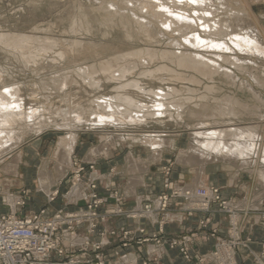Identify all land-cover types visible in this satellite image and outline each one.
Returning a JSON list of instances; mask_svg holds the SVG:
<instances>
[{"label":"bare ground","instance_id":"obj_1","mask_svg":"<svg viewBox=\"0 0 264 264\" xmlns=\"http://www.w3.org/2000/svg\"><path fill=\"white\" fill-rule=\"evenodd\" d=\"M126 2L131 4L130 14L122 13L127 7L110 1L114 9L106 8L105 22L115 26L114 18L120 16L124 29L121 28L126 29L124 32L130 41L139 36L149 41L150 46L145 49L108 56L104 53L112 49L111 45L34 34H0V49L13 54L36 77L41 76L38 72L44 63L47 68L60 69L66 62L79 61L75 63V69L53 71L51 77H45L47 81L41 80L40 86L35 83L38 92L43 93L45 103L37 101L39 93L34 92V87H31L34 88L32 94L27 95L22 83H7L14 74L0 67V160L12 154L11 160L2 167L3 172L7 175L19 173L24 138L33 133L41 136L43 130L55 127L65 132L59 135L53 153L55 169L50 171L44 167L39 175L40 187L48 190L56 178L64 179L74 168L80 134L96 132L101 134L100 140L84 154L85 162L110 157L123 143L140 142L147 150L148 155L144 158L133 151L127 157L128 188L135 192L138 185L143 184L149 166L160 162L169 148L175 149L176 138L163 131L137 136L135 132L125 133L123 128L128 124L145 127L153 119L181 123L189 118L192 119V125L186 124L190 132L189 143L180 152L179 161L198 173L196 185L189 187L190 197L196 196L199 179L212 164L222 165L228 171L244 170L255 176L259 187L264 188V35L246 4L238 0ZM133 22L137 26L136 33H131L128 26ZM73 23L70 28L77 31L79 24ZM80 27L91 31L89 25ZM168 34L172 46L169 51L160 52L152 47ZM147 81L151 84L158 81L167 86L155 87ZM108 84L114 85L112 93H100ZM74 86L80 91L74 92ZM52 87L61 94V104L52 102L54 93L49 92ZM82 91L85 96L80 94ZM109 127L123 131L112 132ZM6 196L13 199L11 204L16 206L18 197ZM206 196L210 202L214 190L196 197L203 199ZM11 227L17 229L9 225L0 227V231L5 232ZM34 235L20 234L17 238L23 242L21 245L28 247L46 239ZM7 240L8 253L15 260L12 239ZM231 257L228 258L232 260Z\"/></svg>","mask_w":264,"mask_h":264},{"label":"rangeland","instance_id":"obj_2","mask_svg":"<svg viewBox=\"0 0 264 264\" xmlns=\"http://www.w3.org/2000/svg\"><path fill=\"white\" fill-rule=\"evenodd\" d=\"M110 1L111 2L116 1L117 4L123 8L127 7V9L126 8L124 9L125 12L123 11L122 13L130 14L128 8L131 7V4L127 5L126 0H0V34L2 33H23L26 35L34 34V35L50 36L61 40L66 39L67 41L75 39V40H83L85 42L90 41L95 43H101L106 46L111 45L112 49L106 50L104 53V55H108V56L116 54L117 52L131 53L132 50L133 51L141 50L149 47L150 46L148 44L149 41H145L147 39L144 36H143L144 39L140 36L135 37V40L133 41H130L128 37H126L127 36L125 35L126 29L123 30L124 28L122 27L123 25L121 24L123 19L120 16L119 17L116 16L118 19H116V17L114 18V21L116 20L114 23L117 25L115 26L114 24L113 26L111 25L113 28L110 26V23H108L107 20L105 22V19L107 18L106 15L107 13L105 14L106 8L110 7V9L111 8L114 9ZM238 1L244 3V5L246 4L249 12L251 13L253 21L256 23V25L264 35V0H238ZM104 3L107 5H105ZM99 4L101 6L103 4L104 7L102 6V8H100ZM232 7L235 8L234 1L232 3ZM104 8L105 10H102ZM100 9L102 11H100ZM127 10L129 13L128 12L126 13ZM83 12L85 15L86 14L87 15L86 16L84 14L82 15ZM80 14L82 15V17L80 16ZM78 17L80 20L78 19ZM75 19L77 21H75ZM72 21L77 22L79 24V26H76L77 31H73V29L70 28L74 24ZM86 21H88V24ZM134 24L135 22L128 25L129 28L131 27L130 28V32L132 31L131 33L137 32L136 29L137 26L136 24L135 25ZM80 25L83 26L89 25V27L91 26L90 27L91 31L90 32L84 31V29L80 27ZM80 28L82 29V31H84V33L81 32ZM72 31L74 32V34L72 33ZM78 31L81 33H79ZM168 36L169 34L164 37H161L160 42L157 44H153L152 47L160 52L164 50L169 51L172 46L170 45L171 40L169 39ZM2 51L5 50L0 49V67L6 69V71H8L10 74L15 75V76L12 75V78L7 79L6 82L22 83L27 95L32 94L31 91H33L34 88H35L34 92H36L37 90V93H39L38 91L40 90H38L39 89L38 87L34 86L35 83L38 86H40L41 80H43L44 78V80L47 81L49 76L50 77L52 76L53 71L62 70L63 68H68L69 70H72L76 68L75 63L76 64L79 63V61L72 63L66 62V65H60L61 67V68L59 67L60 69H58L57 67H55L56 68L55 69L49 66L47 68V64L44 63L43 68L45 66V68L47 69L46 71L45 68L44 70L43 68L39 69L38 73L41 72L40 73L41 76L38 74L39 76L37 77L39 78H37L35 74L32 73L33 71L30 70L29 68L27 70L24 64L19 59L16 60V57L13 54L12 56L11 53L7 51H5L6 53H4ZM19 65L22 69L19 67ZM21 65L24 67H22ZM23 68L24 71H20L23 70ZM51 68L54 70L51 71ZM137 74L136 77L138 76ZM45 77H47V79ZM147 83L150 82L147 81ZM150 85L155 87L163 86L158 81L152 82V84L150 83ZM113 86L114 85L112 84L105 85L102 92L100 91V93L102 94H109L110 92L112 93L111 90H113ZM50 90L49 92L54 93L51 99L52 102L54 101L53 103L55 105L61 104L59 102L61 94L56 92L57 90H55L53 87ZM72 90L76 92L75 90L80 91V88L74 86ZM228 90H233V89L228 88ZM88 91L91 90L88 89ZM83 92L84 91L80 92V94L82 96H85L86 93ZM42 94L41 92L38 94L39 97L37 101L45 103L46 100L42 98ZM55 94H57L58 97ZM169 120L171 119H163L161 121L153 119L149 121L150 124L145 127L144 126L136 127L135 125L128 124L125 126V128H123L125 133L135 132L137 136L138 135L142 136L144 135V133L148 134L154 131H163V132H167L168 134L175 135L176 138L174 143L175 149L171 150V148H169L167 150V153L163 155L161 162H158L152 167V174L149 179L150 185H149V193L147 194V200L140 206H133L130 209H127L125 207V202H126L125 197L123 196L119 188H117V186L104 188L103 189L104 193L100 194L99 191L100 184L94 180L89 181L87 179L90 173L96 171V165L92 163H87V164L83 163L79 155H77V153L74 156V163H75L74 168L70 169L65 180V186L67 187L66 189L68 191L74 188L72 190V194L75 193L76 187H78L79 185L84 186L88 190V196L85 203L83 205H78L75 207L72 206L73 208L60 207L58 209H55L53 212H49L48 208L51 207L52 204L59 203V198L64 193L62 192V187L61 188L59 187L61 185H59L56 186L49 193V195L46 197L47 201L45 200L44 196L42 195L39 196L41 202L46 206L41 208L38 212H34V211L31 212L25 209L27 208L30 202L34 203L32 194L35 191V189H28V186H23L22 184L24 182L23 179L25 178V175H27V173L36 176V171L40 167H42L41 169H43L44 167L46 168L48 167L47 169L49 168L51 169L53 167V163H54L53 153L56 148L59 135L65 133L64 131L57 130L55 127L54 128L50 127L43 130L44 134H42L41 136H37L36 134L33 133L28 135L26 138H24V142H23L24 146L22 149L24 160L22 164H25L28 159H30V161L33 164H30V166H26V165L22 166L21 164L22 168H20L21 171L19 170L20 173L14 175L10 174L11 175L10 176L9 174L7 175L6 173H4L2 170V167L8 161L11 160L12 154H8L3 159L0 160V196L15 194L18 197L17 200L18 202L16 203L15 206V208L17 207L16 211H18L17 214L8 212L3 215L13 214L18 218H26L33 216L34 214L35 215L41 214L45 220H49L48 222H51L50 220L52 219H55V221H57V219L54 216L58 212L62 211L63 213H67V212L76 213L79 212L80 210L90 211L89 206L91 204L95 206L94 202L101 200V202L98 204V207H92V210L96 212L98 216L97 218L94 219L93 222L85 220V222L81 225L78 224V222H75L71 226L72 227L71 231L69 230L70 223L68 222L67 224L61 225V227L54 230V232L46 231L44 229H41L38 232L41 235H47L48 237L54 238V241H59V245L57 246L55 251L49 253V255L44 259H37V261L39 260L41 261V263L38 264H162L161 260H159L158 257L145 256L143 257V260L138 262H135L134 260L135 257L133 255L131 257H128L129 249L134 247L136 248H141L144 246L146 247L148 245H154L159 248L166 247L167 249L170 250H176L180 255V257L182 258V260L188 264H212L207 260L206 255L191 250L190 242L192 241V238L196 235L195 233L180 234L172 237H167L165 233V225L163 220V216L167 213H170L171 210L176 207H180L184 209L186 215L188 217H191L194 216L195 213L197 212H209L211 210L212 205H215L219 212L225 214L228 221L227 237L221 238L220 241L216 242L214 251L211 254L213 263L235 264L236 254L240 250H242L243 252L245 251L248 254H252L253 251L251 250V246H250V244L252 243V239L248 236L243 237L240 235V231H239L240 214L233 207L231 202L224 197L223 194L224 190L222 189V187L208 185L205 187L200 186L197 189V194L200 195L202 194L206 195L210 189L218 190V193L216 195H219V200H214L215 198L213 197V200L211 199L210 202H207L208 200L207 196L203 199H199V202H194L193 200L189 199L190 188L185 187L184 181L181 180V177L178 176L180 174L177 172L176 169H178V165H181L179 161L180 152H182V150H185L189 143L190 132L188 131L186 124L189 123L192 125V119L188 118L187 122L185 121L181 123H176L175 121L173 122ZM109 130L112 132H116L118 129L115 128L113 129L112 127L111 128L109 127ZM118 131L122 132L123 130L121 129ZM100 135L101 134H98L96 132L93 134L82 132L78 147H85L87 150L91 146L97 145L100 140ZM263 135H264V131H263ZM40 139H41V143L38 145L37 143L40 142ZM34 144L37 146L31 148V146H33ZM134 148L135 150H137L136 151L137 154L134 151ZM118 149H121L120 158L124 157L127 154V152L129 153L130 151L135 152L136 156L138 157L145 155V153H146L145 157L148 155L147 150L141 145L140 142H137L136 144L123 143L122 146ZM26 150L29 151V153L26 155L27 157L25 156ZM176 173H177V177L174 175ZM110 174H112L113 176L117 174L115 168H112L110 170ZM159 179H160L161 187L157 185ZM122 182H124V178H119L118 183L122 184ZM197 194L195 195L197 196ZM0 199L2 200V198ZM182 199H184L185 201H182ZM4 202L5 205H3V207L5 206V209L7 211V209H10L12 207L11 201L9 200ZM102 208L105 209L101 210ZM21 210H24V212L21 213L20 212ZM135 210L137 211L142 210L146 212L150 211L151 214L148 213L147 216H143L146 218H130L131 212ZM154 216H160V219L156 220L157 228L151 233H149L148 230L142 224L140 225L136 224V227L129 224H123L121 226H118L115 223L113 224L114 220L118 221L119 219L142 221L147 219H153ZM209 222H210L209 218L200 220L199 221L200 229H205L208 226ZM55 225L56 223H54L51 226H47V228L48 227L55 228L54 227ZM52 228L50 229L53 230ZM80 229L85 230V236L88 239H86L79 247H75L76 245L79 244H74L70 242L72 244L73 249L72 248L68 249L64 244V237H68L66 241H72L74 236L76 235L79 236L78 231ZM47 233H51V234H47ZM212 235L215 236V233H212ZM221 246L224 249H222ZM224 246H227L229 248ZM182 249L186 251V254L185 252H182ZM231 250H233L232 251L233 254L231 253ZM219 251H221L222 253ZM223 251H224V255H223ZM21 252L24 258L23 260L27 261L26 264H33L32 262L35 263L36 258H38V256L34 257L33 254L41 252V250H37V246H36L32 248L28 247L22 250ZM260 254L261 257L264 258V239L261 241ZM225 256H227V258ZM32 257L34 258L32 259ZM224 257L225 259H223ZM228 257H231L234 262ZM227 259H229L228 262ZM258 262L259 264H262L260 261Z\"/></svg>","mask_w":264,"mask_h":264},{"label":"crops","instance_id":"obj_3","mask_svg":"<svg viewBox=\"0 0 264 264\" xmlns=\"http://www.w3.org/2000/svg\"><path fill=\"white\" fill-rule=\"evenodd\" d=\"M81 135L82 133L80 134V137ZM40 143L41 139L37 144L39 145ZM36 146L37 145L34 144L33 146H31V148H34ZM88 149L86 150L85 147H77L76 153L77 155H79L83 163H92L96 165V171L90 173L87 179L89 181L94 180L100 184V194L104 193V188L117 186V188H119V190L125 197V207L127 209H130L133 206H140L147 200V194L149 193L150 185L149 179L152 174V167L158 162H153L151 166H149V170L144 176L143 184L138 185L137 190H135L134 192L130 188H128L129 179L126 171L127 157L129 154L128 152L124 157L120 158L121 149H117L112 151L110 157H106L104 159L98 158L94 162H85L84 156L86 155L85 153L88 151ZM134 151L136 152L137 150H135L134 148ZM28 153L29 151L26 150L25 156ZM145 155L141 157H145ZM30 164L33 163L30 161V159H28L25 164H22V166H30ZM41 168L42 167L37 169L36 176L27 173V175H25V178L23 179V186H28V189H35L32 194L34 203L30 202L28 204L27 208H25L27 211L38 212L41 208L45 207L46 205L41 202L39 196H44L45 200L47 201L46 197L56 186L59 185H61L59 187H62V192L64 193L59 198V203L52 204V206L48 208L49 212H53L55 209H58L60 207L73 208L85 203L88 196V190L84 186L79 185L78 187H76V191L74 194H72V190L74 188L70 191L66 189L67 187L65 186V180L69 171L67 175H65L64 179L56 178L55 182L50 184L48 190H44L43 188H41L39 181ZM112 168H115V170L117 171V174H115V176L110 174V170ZM221 168L222 165L219 164H212L210 165V167H207L202 178L199 179V184L197 185L196 191L200 186L205 187L208 185H214L222 187V189L224 190V197L231 202L233 207L240 214V235L243 237L248 236L252 239V243L250 244L251 250L253 251L252 254H248L247 252H243L242 250L238 251V253L236 254L235 264H259L258 261L264 264V258H262L260 254L261 241L264 239V188L259 187V184L257 183L258 181L255 179V176L250 175L244 170H240L237 172L235 170L228 171ZM50 170L54 171V163L53 167ZM176 170L180 174L178 176L181 177V180L184 181L185 187L189 188L191 185H196L195 180L196 178H198V173L195 169H191L181 164L178 165V169ZM174 175L177 177V173ZM119 178H124V182H122V184L118 183ZM157 183V185L161 187L160 179ZM13 196L17 197L15 194H13ZM6 197V195L0 196V198H2V200L0 199V215L6 214L8 212L17 214V207L15 208V205L13 203L11 204L12 207L10 206L11 208L9 207L10 209H7V211L5 209V206L3 207V205H5L4 201L13 200L9 197ZM195 197L196 196L192 195V197H190L189 199L193 200L194 202H199L200 198ZM182 201L185 200L182 199ZM104 209L105 208H102L101 210ZM24 210H21L20 212L23 213ZM205 218H209L210 222L205 229H200L199 221ZM157 219H160V216H154L153 219L142 221L119 219L118 221L114 220L113 224L115 223L118 226L129 224L135 227L136 224H142L148 230V232L151 233L157 228ZM163 220L167 237H172L180 234L195 233L196 235L190 242L191 250L206 255L207 260L210 263L214 264L213 259L211 258V254L214 251L215 244L217 241H220L221 238H226L228 235L227 217L225 214L219 212L215 205L211 206V210L209 212H197L194 216L191 217H188L186 215L184 209L176 207L173 208L170 213L165 214L163 216ZM212 233H215V236H213ZM78 234L79 236H74L72 241H66L68 237H64V244L68 249H73L70 242L79 244L75 246L79 247L86 239H88L85 236L84 229H80L78 231ZM132 255L135 257V262L141 261L143 260V257L147 256L158 257V259L161 260L162 264H188L182 260L176 250H170L166 247L159 248L154 245H148L141 248H131L129 249L128 257H131Z\"/></svg>","mask_w":264,"mask_h":264},{"label":"built area","instance_id":"obj_4","mask_svg":"<svg viewBox=\"0 0 264 264\" xmlns=\"http://www.w3.org/2000/svg\"><path fill=\"white\" fill-rule=\"evenodd\" d=\"M217 193H218V190H214V196H213L215 198L214 200H219V195H216ZM213 197L211 198L212 200H213ZM100 202L101 200L95 201L94 202L95 206L91 204L89 206L90 209L88 208L90 211L80 210L79 212H76V213H70V212L63 213L62 211L58 212L54 216L57 219V221H55V219H52L50 220L51 222H48L49 220H45L41 214H38V215L34 214L33 216L21 218V219L16 218L15 215L13 214L0 215V227H7L9 225H13L15 228H17V229H13V227H11L12 229L7 230L5 232L0 231V264H26L27 261L23 260L24 258L22 256L21 251L28 248V246L21 245L20 243H23V242L22 241L19 242V239L17 237H20V234H31L32 236L33 233H35L34 235L35 237L42 236L46 238L39 242L41 243L39 246H37L39 243H31V246H30V248L37 246V250H41V252L33 254L34 257L38 256V258H36L35 263L34 262L32 263L33 264L41 263V261L40 260L37 261V259H44L45 257L49 255V253H51L52 251H55V249L59 245V241H54V238L48 237L47 235H41L38 232L41 229L54 232V230L60 228L61 225L67 224L68 222L70 223L69 230L71 231L72 229L71 226L75 222H78V224L80 225L83 224L85 220L93 222L94 219L97 218L98 216H97V213L92 210V207H98V204ZM144 213H147V214L144 215ZM148 213L149 211L146 212L142 210L140 211L135 210L131 212L130 218H146L143 216H147ZM54 223H56V225L54 226L55 228H52V227L47 228V226H51ZM50 228H52L53 230H51ZM47 234H51V233H47ZM7 239H12L11 248H14L15 260H13V256L8 253V246H7L8 240ZM182 252H185L186 254V251L183 249H182ZM34 257H32V259Z\"/></svg>","mask_w":264,"mask_h":264}]
</instances>
